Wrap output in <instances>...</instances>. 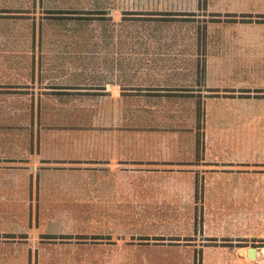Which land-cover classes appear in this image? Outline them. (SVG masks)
<instances>
[{
  "label": "crops",
  "instance_id": "1",
  "mask_svg": "<svg viewBox=\"0 0 264 264\" xmlns=\"http://www.w3.org/2000/svg\"><path fill=\"white\" fill-rule=\"evenodd\" d=\"M105 1L117 3L111 17L130 6L136 17L203 25L190 41L161 40L153 26L130 44L135 58L68 61L87 67L30 86L31 140L19 150L28 168L7 171L27 180L0 182V209L5 221L22 208L48 214L19 255L191 258L218 247L247 257L241 243L264 241V0ZM197 188L202 208L219 212L204 214L202 239L182 241L180 211L196 209ZM31 191L38 201H26ZM38 235L49 239L36 249ZM255 248L257 260L264 247Z\"/></svg>",
  "mask_w": 264,
  "mask_h": 264
},
{
  "label": "rangeland",
  "instance_id": "2",
  "mask_svg": "<svg viewBox=\"0 0 264 264\" xmlns=\"http://www.w3.org/2000/svg\"><path fill=\"white\" fill-rule=\"evenodd\" d=\"M116 4L105 0H0V182L27 180L23 176L12 175L7 171L13 168H28L25 166L26 160H22L25 154L19 150H22V145L31 140L29 133L31 115L25 112L30 103L31 94L36 93V90L31 93V85L34 88H44L45 79L55 82L56 76L72 75V69L87 67L86 64L83 67L82 64L71 65L70 63L73 62L68 61L82 62L88 59L101 60L115 57L135 58L137 51L130 47V44L145 40L146 32H150L153 26L156 28H154V36L159 35L161 40H172L175 37V40L190 41L192 27L197 25L200 34V27L203 25L200 22H192L190 17H136V13L131 10L135 8L130 6L127 10H123V8L126 9L125 7L122 8L121 16L111 17L107 10ZM167 27H171L172 32ZM185 27L189 29H184ZM148 37H153V34L150 32ZM113 42L128 43L129 47L121 50L105 47V44ZM64 60H67V65L62 64ZM85 61L83 63H86ZM80 74L87 75L85 72ZM38 93H40L39 89ZM15 148L17 160L10 161L8 159L15 154ZM197 191L196 209L180 211L183 214L179 218L183 219L185 226L176 233L186 235L178 236L182 241L187 238L202 239L203 233H198V230L203 222L204 214L208 213L214 220L219 212L216 209L204 210L201 206L203 195L199 193L198 188ZM35 194L34 191L27 195L25 193L26 201L30 200L33 203L37 200ZM209 198L215 201L214 194L209 195ZM22 209L24 210L16 213L13 221H5L0 209V254L15 253V256H0V264H264V254L254 260L247 258L246 253L231 251V246L228 248L230 252L222 251L218 247L206 252H196V250L191 258L179 257L177 254V257L170 258H89L86 252L81 253L80 257H22L19 253H22L25 243H28L27 238L31 233L29 228L34 225L38 229L40 214H48L47 211L38 208ZM225 211L231 213V210ZM192 214L195 217L193 221L190 219ZM188 224H195V226L189 230ZM7 229L11 231L16 229L17 232L10 234ZM133 229L136 227L132 225L127 228L126 235L129 239L135 235ZM55 236L57 237H53L55 240L53 243L72 240V237ZM85 237L79 236L80 243L86 241ZM42 239L46 241L49 238L38 235L32 239L31 244L39 249L43 245ZM207 244L219 245L214 241ZM240 245L258 246L262 249L264 241L244 242ZM52 247L58 248L56 244ZM8 250H15V252Z\"/></svg>",
  "mask_w": 264,
  "mask_h": 264
},
{
  "label": "water",
  "instance_id": "3",
  "mask_svg": "<svg viewBox=\"0 0 264 264\" xmlns=\"http://www.w3.org/2000/svg\"><path fill=\"white\" fill-rule=\"evenodd\" d=\"M247 257L250 259L256 258V248L255 247H248L247 249Z\"/></svg>",
  "mask_w": 264,
  "mask_h": 264
}]
</instances>
